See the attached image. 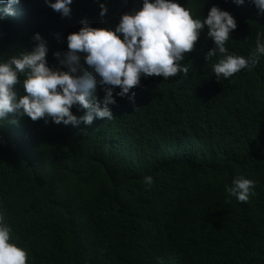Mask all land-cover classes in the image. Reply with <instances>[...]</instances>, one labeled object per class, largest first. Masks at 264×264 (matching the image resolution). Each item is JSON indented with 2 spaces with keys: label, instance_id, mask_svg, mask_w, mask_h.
Wrapping results in <instances>:
<instances>
[{
  "label": "trees",
  "instance_id": "1",
  "mask_svg": "<svg viewBox=\"0 0 264 264\" xmlns=\"http://www.w3.org/2000/svg\"><path fill=\"white\" fill-rule=\"evenodd\" d=\"M196 1L214 3L183 6ZM50 5L19 0L8 14L0 3V62L39 33L55 65L84 21L114 28L142 0H72L69 16ZM236 5L226 48L248 57L260 15L251 0ZM201 56L199 45L185 54L187 75L142 76L134 102L115 88L111 120H0V214L27 264H264V54L219 80ZM239 176L255 181L247 202L226 192Z\"/></svg>",
  "mask_w": 264,
  "mask_h": 264
},
{
  "label": "clouds",
  "instance_id": "2",
  "mask_svg": "<svg viewBox=\"0 0 264 264\" xmlns=\"http://www.w3.org/2000/svg\"><path fill=\"white\" fill-rule=\"evenodd\" d=\"M53 10L64 16L71 13L72 0H49ZM197 5L183 6L184 0H142V6L121 15L113 28L93 27L86 21L79 31L67 35V51L53 53L58 63L47 61V42L39 33L31 51H23L0 62V120L9 114L28 116L33 121L51 118L56 124L79 127L91 125L95 119H113L109 105H115L113 90L123 97L135 92L141 77L168 79L179 73L188 74L181 64L185 54L201 47V57L213 69L217 79L229 78L242 69L256 66L264 54V0H251L260 15L256 34V48L244 57L230 53L226 42L237 28L236 4L244 0H214L213 5L196 1ZM195 2V3H196ZM5 12L13 14L11 5L19 0H0ZM107 12L101 4L100 15ZM23 76V80L20 77ZM23 84L25 95L19 96L15 86ZM104 89L101 101L96 95L97 85ZM85 109L77 116L73 107ZM15 122V121H13ZM151 187L153 177L144 178ZM255 181L239 176L226 186L229 196L247 202L254 195ZM11 229L0 214V264H27L28 253L10 242Z\"/></svg>",
  "mask_w": 264,
  "mask_h": 264
}]
</instances>
